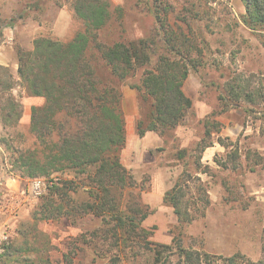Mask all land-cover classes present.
Masks as SVG:
<instances>
[{"label": "rangeland", "instance_id": "374dc122", "mask_svg": "<svg viewBox=\"0 0 264 264\" xmlns=\"http://www.w3.org/2000/svg\"><path fill=\"white\" fill-rule=\"evenodd\" d=\"M109 1L110 17L98 31L105 44L157 33L156 11L201 49L198 64L190 67L182 85L191 107L180 124L164 132L138 134L137 122L145 123L150 110V100L130 87L139 84V73L123 81L114 78L122 93L126 128L120 159L136 182L131 194L139 193L148 206L149 214L141 222L152 229L148 239L169 243L178 238L185 247L212 254L239 251L253 261L264 259V31H252L241 22V0ZM0 20V65L14 76L12 93L22 108L15 125L2 126L0 119L1 159L11 153L8 143L17 148L34 144L30 110L43 102L42 97L28 95L18 78L17 49L30 50L39 36L67 41L83 25L71 0H0ZM93 60L100 65L97 57ZM99 71L106 73L101 65ZM203 136L211 144L193 151ZM179 150H184L182 157L177 156ZM8 168L0 162V251L4 241L17 236L22 221H31L40 196L30 192L34 178L13 177ZM183 171L191 175L183 204H194L199 181L210 199L204 216L189 224L178 222L172 207L162 202L164 192ZM53 176L52 180L37 177L46 191L56 177L74 178L71 170ZM68 197L62 213L38 222L49 239L52 264H108L119 249L120 264H153L149 250L111 239L104 231L103 214L83 209L66 214L70 205L92 200L87 192L68 189ZM135 249L139 255L133 258Z\"/></svg>", "mask_w": 264, "mask_h": 264}, {"label": "trees", "instance_id": "16d2710c", "mask_svg": "<svg viewBox=\"0 0 264 264\" xmlns=\"http://www.w3.org/2000/svg\"><path fill=\"white\" fill-rule=\"evenodd\" d=\"M241 1V22L252 31H264V0ZM71 6L83 25L71 39L39 36L33 39L30 50L17 49L18 78L28 95L42 97L43 102L32 105L30 110L29 131L34 144L17 148L8 143L11 153L2 156L0 162L9 166L7 171L13 177L52 180L54 174L71 170L74 178L56 177L39 196L31 221H22L15 230L17 236L2 243L0 264H52L50 242L38 222L62 213L65 204L69 205L68 189L72 188L82 189L92 200L70 205L71 212L66 210V214L82 209L103 214L102 221L107 226L104 231L110 238L125 247L149 250L153 264H264V259L253 261L239 251L222 255L185 247L178 238L169 243L149 240L152 229L141 225L149 214L148 206L139 193L131 194L136 182L120 159L126 128L122 93L114 78L123 81L139 73V84L131 83L130 87L150 100V110L145 123L137 122L138 134L148 130L164 132L180 124L191 107L192 101L182 85L190 67L199 62V46L183 32L172 29L156 11L158 34L105 44L98 31L110 17V1L71 0ZM96 57L106 69L105 74L93 60ZM0 72L1 124L15 125L22 113L12 93L16 80L7 66L0 65ZM210 144L203 136L192 150L203 151ZM183 155L184 150L177 152L178 157ZM188 178L191 175L187 171L181 172L162 197L183 224L204 216L210 203L205 185L199 181L194 204H183ZM261 249L264 251V242ZM118 251L108 264H120ZM138 255V250H133L132 257Z\"/></svg>", "mask_w": 264, "mask_h": 264}, {"label": "built area", "instance_id": "2783aa9c", "mask_svg": "<svg viewBox=\"0 0 264 264\" xmlns=\"http://www.w3.org/2000/svg\"><path fill=\"white\" fill-rule=\"evenodd\" d=\"M30 192L33 195L39 196L46 192L45 185L41 178H34L30 183Z\"/></svg>", "mask_w": 264, "mask_h": 264}, {"label": "crops", "instance_id": "0c3cea01", "mask_svg": "<svg viewBox=\"0 0 264 264\" xmlns=\"http://www.w3.org/2000/svg\"><path fill=\"white\" fill-rule=\"evenodd\" d=\"M0 63H2V64H3V61H2V62H0Z\"/></svg>", "mask_w": 264, "mask_h": 264}]
</instances>
